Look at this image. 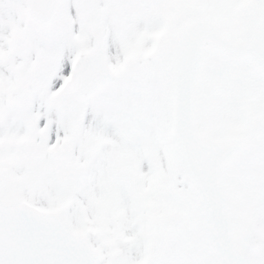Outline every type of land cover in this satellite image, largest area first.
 <instances>
[{
    "label": "snow or ice",
    "instance_id": "snow-or-ice-1",
    "mask_svg": "<svg viewBox=\"0 0 264 264\" xmlns=\"http://www.w3.org/2000/svg\"><path fill=\"white\" fill-rule=\"evenodd\" d=\"M0 264H264V0H0Z\"/></svg>",
    "mask_w": 264,
    "mask_h": 264
}]
</instances>
